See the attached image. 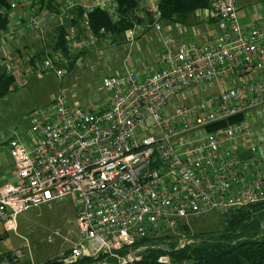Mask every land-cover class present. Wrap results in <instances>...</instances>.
Returning a JSON list of instances; mask_svg holds the SVG:
<instances>
[{
    "label": "built area",
    "instance_id": "1",
    "mask_svg": "<svg viewBox=\"0 0 264 264\" xmlns=\"http://www.w3.org/2000/svg\"><path fill=\"white\" fill-rule=\"evenodd\" d=\"M28 5L29 0H10V10L19 11L9 16V29L0 39L14 40L23 18L27 27L40 31ZM79 5L86 14L96 8L116 13L115 0H65V7ZM145 9L147 24L128 27L127 42L149 29L161 34L157 3ZM200 10L212 22L209 30L197 32L204 40L182 43L171 33L160 36L156 69L102 79L110 93L103 107H73L59 92L50 109L32 111L30 140L8 142L14 170L13 178L0 185L5 230L16 229V216L29 207L73 195L78 236L56 260L85 264L79 260L105 255L115 262L93 264H134L143 247L117 251L163 230L174 233L183 217L209 211L226 217L241 206L264 202V147L245 141L252 134L250 113L264 112V23L244 27L235 0H210ZM256 16L264 20V11ZM82 24L88 27V19ZM69 30L71 52L98 40L92 31L77 37ZM46 52L32 63L15 56L16 75L34 70L63 75L68 59L60 51ZM0 63L13 71L10 62ZM238 115L244 118L207 129ZM182 232L178 247L192 241ZM26 244L27 250L0 252V264H36ZM158 260L166 263L165 256Z\"/></svg>",
    "mask_w": 264,
    "mask_h": 264
},
{
    "label": "rangeland",
    "instance_id": "2",
    "mask_svg": "<svg viewBox=\"0 0 264 264\" xmlns=\"http://www.w3.org/2000/svg\"><path fill=\"white\" fill-rule=\"evenodd\" d=\"M141 2L142 0H140V7L137 13L142 17V24H147L146 11ZM235 4L239 18L242 15H246V17L249 15V17L253 18L257 12L264 11V0H235ZM17 9H11L9 16L13 17L12 13ZM249 11L251 15L248 13ZM47 14L48 12L45 10L39 12L37 22L42 23L43 18ZM161 25L163 28L161 33H172V35H175L174 31L167 30L166 21L162 20ZM188 27V37L179 38L180 41L182 43L202 41V36L194 34L192 26ZM22 28L28 31L30 36H35L38 33L36 30L25 27L23 23ZM54 28V26L44 28V42L35 39V37L34 39L30 38L27 46L20 48V57H24V60L28 61L29 58L36 54L35 51L38 52L44 44L51 43ZM116 40L118 38L108 36L106 38L105 36L98 38L76 60L72 68L68 70L67 66L65 67V73L61 76H58L54 70H34L26 73L23 78H16L13 90L0 98V168L5 175L12 174L14 170L7 140L10 137L30 140L29 116L33 110L50 109L51 101L61 92L66 96L69 105L95 111L103 107L110 96V93L102 87V79L105 76L121 74L126 70L149 73L157 68V54L163 49V43L159 34L153 29L138 37L135 40V45H132V42L130 45L127 41L120 42ZM140 42H146L148 49L143 66L136 62V57L139 54H144L137 46ZM14 45L18 46V38L15 40L0 39V62L3 59L10 62L14 65L13 71L17 62L13 52L18 53L15 49L12 51L11 48ZM139 61H142L141 57ZM145 66H147L144 69L145 71H141ZM248 122L250 123L252 134L246 137L245 141L250 140L258 144L260 150H262L264 147V112L252 111L248 117ZM233 147L239 149L237 146ZM75 206V196L71 195L59 202L31 206L22 211L16 216V229L5 230L0 225V252L19 247L27 250V241L31 257L36 264L52 259L60 251L68 249L78 236ZM179 223L187 227V234L216 232L222 228V216L215 211H209L183 217L179 220ZM166 231L163 230L161 233ZM182 231L181 227L174 233H168L178 236L177 246H179V236L184 234ZM161 256L166 258V263L164 264H172L168 255Z\"/></svg>",
    "mask_w": 264,
    "mask_h": 264
},
{
    "label": "trees",
    "instance_id": "3",
    "mask_svg": "<svg viewBox=\"0 0 264 264\" xmlns=\"http://www.w3.org/2000/svg\"><path fill=\"white\" fill-rule=\"evenodd\" d=\"M152 1L157 3L163 21L170 24L178 23L180 25H188L191 16L196 10L207 8L210 5V0ZM150 2L148 1L147 6L150 5ZM115 5L116 13L114 15H110L107 10L101 8H96L86 14L80 5L65 7V0H29L28 7L33 9L35 20L37 21L39 12L45 10L48 12L47 19H50L52 22L50 27L54 26L55 28L52 42L44 44L38 52L35 51L36 54L34 53L35 55L29 58L28 61L32 63L35 59L40 60L44 55L48 54L46 49H50L52 51H60L65 55L68 59L67 69L72 68L76 60L89 47L71 52L67 40L70 28L74 29L77 37H81L86 32L92 31L98 38L102 36L106 38L108 36L118 38L116 41H126L124 31L135 23L142 24L143 22L141 15L137 13L140 7V0H115ZM9 7L10 0H0V35L9 29ZM84 18L88 19V27H84L82 24ZM22 23L27 27L25 18H23L17 23L20 30ZM37 23L40 31L36 30L38 33L35 36H30L28 31H26V34L29 38L34 39L35 37V39L44 42V28L47 25L42 24L43 20L42 23ZM101 28L103 32L99 33ZM141 36L139 35L138 37ZM21 47L23 46L18 47L16 45L15 50L20 51ZM11 49L14 51V48ZM14 55L16 56V54ZM23 64L26 65L27 63ZM16 74L17 70L7 72L0 63V98L13 90L16 78L19 77ZM23 77L21 76L20 78ZM243 118V115L230 117L227 120L207 126V129L212 130L217 127H223L241 121ZM11 138L7 140V143ZM181 227L185 231L186 236L192 239L191 242L185 244L183 247L177 246L178 236H175L176 234L161 235L163 233L160 232L154 236L141 238L132 246L125 247L117 252L124 254L130 248L135 249L144 246L137 252L138 259L135 260L134 264H163L158 260L161 255H168L172 264H264V202L241 206L231 211L229 216H222V228L216 232L187 234V227L185 225H181ZM56 259L57 257L54 256L52 259H48L40 264H52ZM102 261L115 262L114 259L106 258L105 255H99L97 258H81L79 260V262L85 264Z\"/></svg>",
    "mask_w": 264,
    "mask_h": 264
},
{
    "label": "crops",
    "instance_id": "4",
    "mask_svg": "<svg viewBox=\"0 0 264 264\" xmlns=\"http://www.w3.org/2000/svg\"><path fill=\"white\" fill-rule=\"evenodd\" d=\"M148 1H152V0H142L141 4L143 5L144 8H147V5H148ZM146 5V7H145ZM248 13H250L251 15V12L249 11ZM250 18H251V21H250ZM239 21L240 23L244 26V27H247V26H250L254 23H257V24H262L264 23V20L263 19H258L257 16H254L253 18L252 17H249V15L246 17V15H242L240 18H239ZM44 25H47L45 27H49L51 26L52 22L50 21V19H47V17H45L43 19V23ZM169 24H167L168 26ZM171 27H172V31L175 32V37L180 41L179 38H185V37H188V32L189 31V27L188 26H192L194 28V34H198V30H200V32H204L205 30H209L211 27H212V22H210L208 19H207V16L205 14V11L204 10H196L193 15L191 16L189 22H188V25H180V26H177L175 25V23L170 24ZM188 29V30H187ZM149 32V31H148ZM192 33V34H193ZM163 35H166L164 33H161L159 36H163ZM18 38V47L20 46H27V42L29 41V36L26 34V31L23 30L21 28V31L20 33L18 34L17 36ZM16 38V39H17ZM203 38V37H202ZM137 39V38H136ZM135 39V40H136ZM142 39V38H140ZM135 40L132 42V43H129L130 45H135ZM204 40V38L202 39V41ZM137 46L139 47V50L143 51L144 54H139V56L136 57V62L138 64H140L141 66H143V63H144V60L146 59V56L148 54V49H147V44L146 42H140V44ZM16 45L12 46V48L15 49ZM17 49V48H16ZM151 50V48H150ZM18 53H15L13 52L14 54H17V55H20L21 53H19V51L17 50ZM141 57V62L139 61ZM146 64V63H145ZM147 68V66L143 67V69L141 71H145L144 69ZM145 73V72H142V74ZM147 73V72H146ZM140 74V73H139ZM106 103V102H105ZM104 103V105H105ZM103 105V106H104ZM13 178V172L12 174L9 173V174H4V171L1 170L0 168V185L6 181H10L11 179Z\"/></svg>",
    "mask_w": 264,
    "mask_h": 264
},
{
    "label": "water",
    "instance_id": "5",
    "mask_svg": "<svg viewBox=\"0 0 264 264\" xmlns=\"http://www.w3.org/2000/svg\"><path fill=\"white\" fill-rule=\"evenodd\" d=\"M52 264H62V262H59V261H57V260H54V261L52 262Z\"/></svg>",
    "mask_w": 264,
    "mask_h": 264
}]
</instances>
